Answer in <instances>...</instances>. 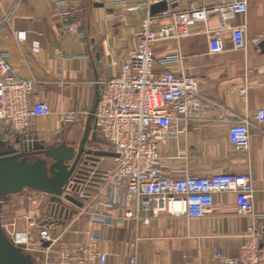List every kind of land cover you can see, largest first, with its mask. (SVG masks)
I'll return each instance as SVG.
<instances>
[{"label":"crops","instance_id":"0c3cea01","mask_svg":"<svg viewBox=\"0 0 264 264\" xmlns=\"http://www.w3.org/2000/svg\"><path fill=\"white\" fill-rule=\"evenodd\" d=\"M63 1L66 5L60 9L71 11V19L78 23L83 37L61 30L53 0H0V52L7 53L20 79L31 81L29 103L45 102L52 112L49 117L29 119L21 135L9 129L0 133V151H10L17 158L22 153L21 139L27 135L39 136L47 149L63 143L74 155L82 147L84 152L91 148L109 151L95 128L92 112L101 84L119 73L135 49L134 35L140 22L151 16L144 7L125 10L140 0H129L124 7L115 6V0ZM171 1L165 12L151 16L159 24L170 22L171 16L187 10L191 3L210 13L205 24L190 28L189 36L152 46L156 60L173 54L181 57L175 65L155 64V71L195 78L199 88L186 115L174 117L182 133L158 146L164 174L175 178L182 172L222 174L232 179L247 173L253 189L252 215L236 214V191L215 194L212 209L199 219L162 213L149 217L148 225L127 221L108 228L93 225L87 215L67 219L55 215L50 228L53 243L39 264H62L63 243L70 249H84L76 256L87 264H96L87 254L93 235L99 237L96 249L107 255V264H128L131 256L138 264H220L215 252L220 250L227 257L237 258L251 226L262 229L264 241V120L256 119V112L264 110V53L259 49L264 42V0H247L246 13L227 21L230 27H245V48L234 49L227 30L220 36L219 54L210 53L208 47V32L221 25L215 9L236 0ZM119 14H123L122 19L117 18ZM35 43L39 45L37 53L32 51ZM66 115H72L73 120L65 122ZM237 120L249 123L246 152L236 151L228 141V128ZM39 154L25 156L36 161ZM114 166L113 158H96L83 170L78 167L74 178H86L85 170L101 178ZM113 214L121 213L115 210ZM139 216L143 218L144 214ZM70 264L77 262L73 258Z\"/></svg>","mask_w":264,"mask_h":264},{"label":"built area","instance_id":"2783aa9c","mask_svg":"<svg viewBox=\"0 0 264 264\" xmlns=\"http://www.w3.org/2000/svg\"><path fill=\"white\" fill-rule=\"evenodd\" d=\"M128 1L115 0L114 4L124 7ZM246 1L236 0L215 9L221 25L208 32L210 53L222 52L220 36L227 30L231 33L233 48H245V27H230L227 21L246 13ZM161 2L173 3L171 0H140L135 6L125 10L141 7L149 9ZM53 3V12L59 18L61 30L66 34L83 37L78 23L71 19V11L68 8L60 9L65 7L66 2L53 0ZM209 13L208 9L191 3L187 10L171 16L168 23L159 24L151 16L140 22L134 35L137 41L133 53L121 65L116 76L101 84L93 114L95 128L102 142L108 152L116 155L113 158L115 166L101 178L92 170H85L86 178H74L72 175L68 181L72 182L76 190L69 187L61 195L65 212H74L73 216L87 215L93 225L108 228L123 225L127 221L148 225L149 217L155 218L162 213L199 219L212 209L215 194L236 191V214L244 217L252 215L253 189L249 174H239L231 179L222 174L198 176L180 172L182 176L175 178L164 174L158 155L160 144H165L182 133L176 128L174 117L186 115L188 104L199 95V88L195 78L155 71V64L175 65L181 61V57L173 54L156 60L152 54V46L157 42L189 36L190 28L196 24H205ZM122 17L123 14L117 15L119 19ZM13 36L16 37V34ZM32 51H39L37 43L33 45ZM31 92V81L20 79L12 70L7 53L0 52V133L9 129L16 135H21L25 132L29 119L49 117L52 114L45 102L33 105L29 103ZM256 119L257 122L264 120V110L256 112ZM63 120L68 123L73 117L66 115ZM228 141L236 151H248L249 123L246 120L231 123ZM91 151L101 150L91 148ZM89 162L84 166L80 165V168L83 170ZM93 192L96 195H92ZM65 197L75 199L82 206L75 207ZM115 210L121 214L115 216ZM140 213L144 214L143 218L139 216ZM60 218L67 219L64 215ZM51 226L53 223L49 222L39 236L41 246L47 244L43 247L45 254H48L53 243ZM261 237L262 229L251 226L246 231L237 258L227 257L220 250L214 256L220 264H264V241ZM28 238L25 234H16L13 239L15 244L21 245ZM98 239L97 235L90 238L87 254L96 264H107V255L96 249ZM61 250L62 264H70L73 258L77 264H87L84 259L76 256L77 251H84L79 246L70 249L63 243ZM128 264H138L136 257L131 256Z\"/></svg>","mask_w":264,"mask_h":264},{"label":"water","instance_id":"95a60500","mask_svg":"<svg viewBox=\"0 0 264 264\" xmlns=\"http://www.w3.org/2000/svg\"><path fill=\"white\" fill-rule=\"evenodd\" d=\"M166 10V2L152 5L149 8L151 16L163 13ZM259 49L264 53V42L260 43ZM95 109L96 106L92 112V117ZM22 142L23 149L22 153H20L21 156H25L32 152H41V154L44 155V159H37L34 162L26 163L18 160L17 156L12 155L10 151H0V198L17 194L24 188H31L37 192L48 195L50 201L56 205L57 208H59V206L61 207L59 216L61 217L64 215L65 218L72 217L74 212H65L61 200V190L75 173L77 165L82 160H84L82 164L86 165L88 161H94L96 158L116 157L114 153L106 151L84 152L83 147L74 155L73 151L67 148L63 143L54 149H47L42 139L37 135H27L22 138ZM72 160L73 163L69 166L68 163ZM48 161L50 162V166L47 165ZM65 200L72 203L75 207L80 208L82 206L71 197H65ZM10 242L15 244L12 240H10ZM46 246L47 244L44 243L43 247ZM19 247H23V245H19ZM0 264H20L10 257L9 250L5 247V239L1 228Z\"/></svg>","mask_w":264,"mask_h":264},{"label":"rangeland","instance_id":"374dc122","mask_svg":"<svg viewBox=\"0 0 264 264\" xmlns=\"http://www.w3.org/2000/svg\"><path fill=\"white\" fill-rule=\"evenodd\" d=\"M38 156L44 159L43 154ZM18 160L28 163L34 161L27 156H20ZM47 165L50 166L49 161ZM69 187L76 190L72 182L68 181L61 192H67ZM34 196L36 199L32 198ZM52 205L47 195L31 188H24L17 194L0 198V228L5 239V247L9 250L10 257L17 263L39 264L44 258L45 252L43 245L39 244V236L49 222L55 221L50 213ZM16 234L29 236L27 242L21 244L23 247L10 242V240L14 242Z\"/></svg>","mask_w":264,"mask_h":264},{"label":"flooded vegetation","instance_id":"af4514ba","mask_svg":"<svg viewBox=\"0 0 264 264\" xmlns=\"http://www.w3.org/2000/svg\"><path fill=\"white\" fill-rule=\"evenodd\" d=\"M21 140H22V139H21ZM21 140L19 139V141H21ZM21 142H22V141H21ZM22 145H23V144H22ZM22 149H23V148H22ZM40 153H41V152H40ZM81 160H82V159H81ZM82 162H83V160L77 165V169H78V167H80V165H81ZM77 169H76V170H77ZM75 172H76V171H75ZM73 175H74V174H73ZM60 208H61L60 206H59V208H57L56 206H54L53 209L51 210V211H52V214H53V215H56V217L59 216Z\"/></svg>","mask_w":264,"mask_h":264}]
</instances>
